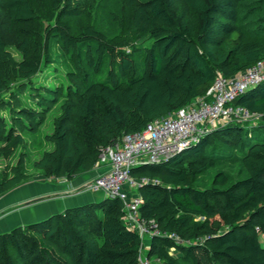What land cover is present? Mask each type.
Masks as SVG:
<instances>
[{
	"label": "trees",
	"instance_id": "16d2710c",
	"mask_svg": "<svg viewBox=\"0 0 264 264\" xmlns=\"http://www.w3.org/2000/svg\"><path fill=\"white\" fill-rule=\"evenodd\" d=\"M48 1L41 51L50 63V44L59 43L71 56L77 82L55 88L32 84L30 95L47 106L38 101L44 107L40 113L22 108L16 117L35 134L50 108L59 104L51 132L42 136L49 150L30 164L45 180H72L92 172L105 147L205 97L217 75L229 79L264 60V0H253L263 11L255 20L241 15L250 0H178L185 8L178 12L168 0H118L131 12L130 24L124 30V16L112 12L118 31L113 36L80 24L94 0ZM2 12L23 34L17 45H8L0 33V89L8 90L41 69V60L31 55L30 37L37 32L21 28L39 17L29 0H0ZM71 21H77L76 33ZM55 73L48 72L45 80L59 81ZM232 106L264 114V80ZM6 109L11 111L9 104ZM3 120L0 113V139ZM16 140L22 149L8 175L0 172V197L34 180L26 173V144L20 135ZM223 163L239 164V177L220 170L208 187L194 185L197 174ZM130 176L148 180L137 190L138 214L161 232L150 239L148 260L264 264V124H219L167 161L133 167ZM123 216L121 200L105 197L15 227L0 234V264H140L141 239Z\"/></svg>",
	"mask_w": 264,
	"mask_h": 264
},
{
	"label": "built area",
	"instance_id": "2783aa9c",
	"mask_svg": "<svg viewBox=\"0 0 264 264\" xmlns=\"http://www.w3.org/2000/svg\"><path fill=\"white\" fill-rule=\"evenodd\" d=\"M263 80L264 60L229 79L217 75L205 97L197 98L177 112L151 121L140 132L124 135L105 147L96 167L103 166L106 171L88 183L85 190L121 200L124 206L123 223L138 233L141 242L145 238L161 235L154 222L146 223L139 217L141 198L137 190L148 180L131 178L130 170L142 164L167 161L219 124L233 120L243 123L264 120V114H250L241 107L232 106L236 98ZM166 237L176 244L184 243L175 234H166ZM141 253L142 249L140 264H162L158 261L151 263Z\"/></svg>",
	"mask_w": 264,
	"mask_h": 264
},
{
	"label": "rangeland",
	"instance_id": "374dc122",
	"mask_svg": "<svg viewBox=\"0 0 264 264\" xmlns=\"http://www.w3.org/2000/svg\"><path fill=\"white\" fill-rule=\"evenodd\" d=\"M29 2L32 9L37 12L39 19L34 24L21 26V28L26 30H34L37 32L36 36L30 37V42L32 43L31 55L40 59L42 66L39 73L31 80L25 82L17 81L15 84L10 86L8 90L0 89V113L3 116L5 126L3 131L4 137L0 139V172L5 176L8 175L10 166L15 164L16 158L22 149V146L16 140V136L20 135L22 137V142L26 144V149L29 152L26 173L34 175V180H40L42 179L41 175L34 171L30 164L39 157L42 151L49 150V148L42 141V136L43 134H48L51 132L52 119L54 116H56L59 104L50 108L49 113L45 117L44 124L35 134L29 132V130L17 123L16 117L22 116L19 112V109L22 108L36 110L37 113H40L44 107L42 108L38 101L44 106H47L46 103L40 100L39 97L30 95L28 92V87H30L32 84H50L53 86V88H55L57 86L59 87L60 84H75V82H77V78L75 79V74L73 75V73L76 72V69L70 54L64 53L59 43L51 42L49 48V58L51 62L47 63V61H45V56L42 53L41 48L45 37L43 31L47 24H49V1L29 0ZM167 2L168 6L174 12L185 10L183 5L178 0H168ZM254 9L260 11L250 15L249 12H252ZM112 12L116 13L118 16H124V30H126L130 24L131 12L124 10L118 0H94L91 3L85 18L80 21V24L82 26H94L95 28L105 31L109 36H113L117 34L118 31ZM185 14L190 21H196L195 16L191 13L185 11ZM262 14L263 11L261 10L260 6L253 0L246 2V4L241 9V15L248 16V18L250 16L251 20L257 19L258 17L262 16ZM68 23L72 31L76 33L78 26L77 21H71ZM19 30L20 29L10 22L6 13H0V33L8 45H17L18 42L23 38V34H21ZM121 40H123V37L117 42L119 43ZM51 71H56L55 74H57L56 77L59 76V81L52 82L45 80V76ZM69 73L72 74L70 75ZM6 104H9V108L12 112L6 109ZM250 123L264 124V120L251 121ZM11 124L14 127L11 133L12 135L10 139L6 140L5 135L9 130V125ZM239 168V164L236 163H223L219 165L217 169L209 170L202 174H197L194 177V185L197 187H208L210 185L212 176L220 170L227 172L233 179H236L239 177ZM146 252V249L142 250L141 254L143 258L146 257ZM170 253L173 254L174 250H171ZM151 263L155 262L151 261Z\"/></svg>",
	"mask_w": 264,
	"mask_h": 264
},
{
	"label": "crops",
	"instance_id": "0c3cea01",
	"mask_svg": "<svg viewBox=\"0 0 264 264\" xmlns=\"http://www.w3.org/2000/svg\"><path fill=\"white\" fill-rule=\"evenodd\" d=\"M105 171L106 168L100 166L72 180H33L8 192L0 197V234L67 208L105 198L100 193L85 190L88 183ZM149 244L150 238H145L140 249L147 250Z\"/></svg>",
	"mask_w": 264,
	"mask_h": 264
}]
</instances>
